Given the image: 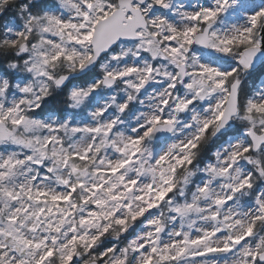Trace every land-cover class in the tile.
I'll list each match as a JSON object with an SVG mask.
<instances>
[{"label":"snow or ice","instance_id":"obj_1","mask_svg":"<svg viewBox=\"0 0 264 264\" xmlns=\"http://www.w3.org/2000/svg\"><path fill=\"white\" fill-rule=\"evenodd\" d=\"M0 264H264V0H0Z\"/></svg>","mask_w":264,"mask_h":264}]
</instances>
